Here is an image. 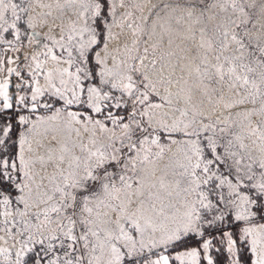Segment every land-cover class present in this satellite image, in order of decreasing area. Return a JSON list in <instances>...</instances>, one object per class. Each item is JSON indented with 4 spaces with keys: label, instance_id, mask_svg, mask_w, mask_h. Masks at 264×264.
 <instances>
[{
    "label": "snow or ice",
    "instance_id": "snow-or-ice-1",
    "mask_svg": "<svg viewBox=\"0 0 264 264\" xmlns=\"http://www.w3.org/2000/svg\"><path fill=\"white\" fill-rule=\"evenodd\" d=\"M0 264H264V0H0Z\"/></svg>",
    "mask_w": 264,
    "mask_h": 264
}]
</instances>
